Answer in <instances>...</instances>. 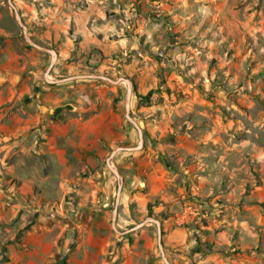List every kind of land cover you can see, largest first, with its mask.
Here are the masks:
<instances>
[{
    "label": "rangeland",
    "instance_id": "374dc122",
    "mask_svg": "<svg viewBox=\"0 0 264 264\" xmlns=\"http://www.w3.org/2000/svg\"><path fill=\"white\" fill-rule=\"evenodd\" d=\"M12 2L28 36L58 54L49 78L100 73L132 80L130 115L143 132V145L111 160L124 179L117 229L147 216L159 219L172 264H264V0ZM79 14L87 19L77 26ZM0 30L35 47L25 40L8 0H0ZM94 41L99 45L85 49ZM63 43L68 53L61 56ZM40 51L46 64L38 79L47 84L43 74L53 53ZM92 81L120 83L124 116L126 82ZM123 121L121 142L105 143L95 167L82 161L60 194L56 185L41 184L40 177L54 169L36 156L26 161L39 179L24 184L7 172L13 150L0 153V264H30L33 226L51 227L61 243V219L70 224L73 248L82 232L77 215L89 207L105 211L110 237L95 264H119L124 254L135 264H165L155 223L125 234L111 226L117 179L105 158L116 146L139 142L137 129ZM67 256L57 252L51 264H65Z\"/></svg>",
    "mask_w": 264,
    "mask_h": 264
},
{
    "label": "crops",
    "instance_id": "0c3cea01",
    "mask_svg": "<svg viewBox=\"0 0 264 264\" xmlns=\"http://www.w3.org/2000/svg\"><path fill=\"white\" fill-rule=\"evenodd\" d=\"M79 16L75 21L77 26L83 18L87 19L84 14ZM59 20L62 24L64 17ZM54 32L58 34L57 29ZM2 36L7 47L0 56V133L5 140L0 142V153L13 150L7 172L24 184H33L39 179L37 171L30 172L26 161L27 157L36 156L42 166L54 169L40 177L41 184L56 185L55 190L60 194L69 187V178L82 161L95 167L105 153V143L121 142L125 131L123 87L120 83H95L86 78L61 85L42 84L38 77L46 64V53L23 45L12 32L0 30ZM96 44L95 41L85 43V49ZM62 48L61 56L68 53V43H63ZM30 94L22 105L23 97ZM88 200L89 195H83L81 203ZM94 210L89 207L77 215L76 225L82 232L73 248L69 247L70 224L63 219L59 223L63 241L59 244L51 227L33 226L28 233L37 240L30 245V264H51L57 252L68 253L65 264H95V257L107 251L110 237L105 211L99 209L101 213H95ZM119 264L135 263L124 254ZM151 264L159 263L155 260Z\"/></svg>",
    "mask_w": 264,
    "mask_h": 264
},
{
    "label": "water",
    "instance_id": "95a60500",
    "mask_svg": "<svg viewBox=\"0 0 264 264\" xmlns=\"http://www.w3.org/2000/svg\"><path fill=\"white\" fill-rule=\"evenodd\" d=\"M8 3L12 7V9L14 10L16 19L23 29V35H24L25 40L29 44H31L35 47H38V48L44 49V50H49L53 53L52 59L49 62L48 66L46 67L44 74H43L44 79L48 83L53 84V83H57V82H67V81H72L75 79H83V78L102 79V80L109 81L111 83H119L120 81L126 82V92H125V97H124L125 117L137 129L138 136H139V142L137 145H134V146H116L113 149H111L109 155L105 158V162H106L108 169L111 171V173L117 179L115 205H114L112 213H111V226L115 232H117L119 234H125V233H128L130 231H134V230L142 227L143 225H145L148 222L155 223L156 230H157V245H158V248L160 251L161 258L165 264H172L168 260L166 254H165V251H164V247H163L162 240H161V237H162L161 223H160L159 219L152 217V216H147L142 221L138 222L137 224L131 226L129 229L124 230V231H119L116 227L117 207L119 204L121 189H122V186L124 183V179H123L122 174L119 172V170L113 166L111 160L114 157V155L119 151H136V150L141 149L142 145H143V132H142L140 126L138 125V123L130 115V100H131V93H132V80L129 77H121V76L118 77L117 79H113L112 77H110L108 75H104V74H100V73L74 74V75H68V76L62 77L61 79L49 78L50 70L54 66V64L57 60V57H58L57 52L53 49H47V48L35 43L32 40V38L30 36H28L27 26L23 23L21 16H20L19 12L17 11L15 4L12 2V0H8Z\"/></svg>",
    "mask_w": 264,
    "mask_h": 264
}]
</instances>
